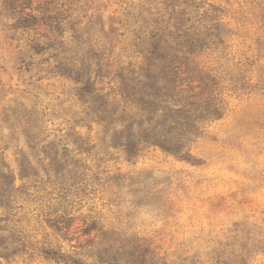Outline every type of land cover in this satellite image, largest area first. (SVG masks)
<instances>
[{"label": "trees", "instance_id": "trees-1", "mask_svg": "<svg viewBox=\"0 0 264 264\" xmlns=\"http://www.w3.org/2000/svg\"><path fill=\"white\" fill-rule=\"evenodd\" d=\"M0 34L12 55L0 49V264H200L203 253L252 264L264 254V232L247 225L203 252L162 251L133 221L142 210L174 216L173 182L110 165L151 149L204 163L193 144L230 98H264V0H0ZM101 188L119 222L82 211ZM29 203L40 209L33 227Z\"/></svg>", "mask_w": 264, "mask_h": 264}, {"label": "rangeland", "instance_id": "rangeland-1", "mask_svg": "<svg viewBox=\"0 0 264 264\" xmlns=\"http://www.w3.org/2000/svg\"><path fill=\"white\" fill-rule=\"evenodd\" d=\"M234 42L239 57L240 40ZM0 49L6 59L12 58L1 34ZM4 79L14 87L18 82L12 70ZM229 106L228 114L210 124L193 144L192 152L204 162L202 165L178 160L160 149L147 151L135 163L122 158L110 163L112 172L121 167L134 175H150L153 181L173 182L172 190L178 194L174 195V216L158 217L142 210L133 221L137 230L151 237L162 251L203 252L210 241L224 240L237 225L264 232V116H258L264 109V98L234 95ZM177 184L180 189H175ZM102 189L83 201L82 211L89 213L93 208L107 220L119 222L117 207L107 204L110 192ZM25 207L33 227L40 209L32 203ZM199 257L202 264H214L205 253ZM32 264L52 263L36 258ZM252 264H264V254L259 253Z\"/></svg>", "mask_w": 264, "mask_h": 264}]
</instances>
